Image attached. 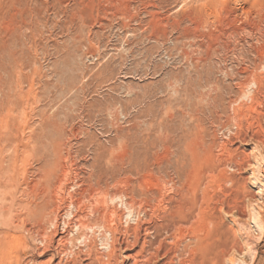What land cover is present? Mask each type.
Here are the masks:
<instances>
[{
	"label": "rangeland",
	"instance_id": "rangeland-1",
	"mask_svg": "<svg viewBox=\"0 0 264 264\" xmlns=\"http://www.w3.org/2000/svg\"><path fill=\"white\" fill-rule=\"evenodd\" d=\"M251 2L0 0V192L6 193L0 194V264L113 262L101 259L100 252H107L103 230H82L80 236L89 239L79 240L78 233L69 232L71 216H63L71 201L74 213L79 206L85 210L84 224L112 222L102 217L104 209H87L95 202L98 180L104 190L106 182L112 190L128 187L136 212L148 213L142 214L146 221L137 235L133 219L131 224L124 219L128 227L122 220L124 228L119 222L110 264H264V145L251 137L259 125L264 135V96L250 120L253 127L240 110L248 102L241 96L242 69L264 76V64L257 69L253 37L240 32L242 25L258 21L264 5L259 0L250 9ZM229 102L235 108L229 109ZM239 125H245L244 142L232 139ZM248 156L249 163L242 164ZM13 164L26 174L13 176ZM150 174L167 184L161 183L165 193L145 183L153 179ZM116 205L109 206L123 213ZM61 236L68 241L59 242Z\"/></svg>",
	"mask_w": 264,
	"mask_h": 264
},
{
	"label": "bare ground",
	"instance_id": "bare-ground-1",
	"mask_svg": "<svg viewBox=\"0 0 264 264\" xmlns=\"http://www.w3.org/2000/svg\"><path fill=\"white\" fill-rule=\"evenodd\" d=\"M253 2H251L250 3V9H255L258 5H257V2H259V0H252ZM261 3V2H260ZM9 5V4H8ZM262 5V8H261V10L258 12V14H257V16H258V18H257V22L255 21L254 23H251L250 22V24H244V25H242L241 26V28H240V32H249V34L251 35V37H253V40L255 41V45H254V49H255V53H257L258 54V59H257V61L256 62H258V67H257V69L262 65V64H264V5L263 4H261ZM244 7V6H243ZM244 9V8H243ZM250 9H248L249 11H250ZM248 10H246V11H248ZM248 11V12H249ZM252 11V10H251ZM254 11V10H253ZM247 13V12H246ZM250 13V12H249ZM228 15V14H227ZM235 17V16H234ZM250 17V16H249ZM244 18V17H243ZM245 19H246V16H245ZM248 21V20H247ZM250 21V20H249ZM228 28V27H227ZM234 30V29H233ZM237 30H238V28H237ZM235 31H236V29H235ZM239 31V30H238ZM233 34V33H232ZM243 34V33H242ZM242 36V35H241ZM245 37V36H244ZM243 37V38H244ZM244 40V39H243ZM242 40V41H243ZM246 40V39H245ZM248 40V39H247ZM245 44V43H244ZM242 49V48H241ZM253 49V48H252ZM234 50V49H233ZM243 50H245V49H243ZM210 52V51H209ZM236 53V52H235ZM244 55V54H243ZM246 57V56H245ZM205 59V58H204ZM191 61V60H190ZM196 61V60H195ZM227 61V60H226ZM237 61V60H236ZM243 64V63H242ZM252 70V69H251ZM227 75V74H226ZM241 75L242 76H244L245 77V80L244 81H242V84L240 85L241 86V96H243V98L244 99H246L247 101V103H245V104H243L242 105V108H240V110H243V111H245V113L247 114L246 116L249 118L248 119V121H249V127H253V124H252V122L250 121V120H252V115H253V113H255L256 112V110H257V108L261 105V101H262V99H263V96H264V76H262V75H260V74H258V73H256V71H252V72H250L249 71V68L247 69V67L246 68H243L242 69V72H241ZM234 77V76H233ZM235 78V77H234ZM227 88V87H226ZM208 90V89H207ZM234 103L233 102H229V104H228V106H229V109H231V107H233L234 105H233ZM234 108H235V106H234ZM238 108V107H237ZM191 110V109H190ZM204 110V109H203ZM233 110V109H232ZM237 110V109H236ZM25 111V110H24ZM259 111V110H258ZM234 112V111H233ZM238 112V111H237ZM172 113V112H171ZM187 113V112H186ZM222 113V112H221ZM242 113H244V112H242ZM263 113V112H262ZM234 114V113H233ZM236 115V114H235ZM243 115V114H242ZM26 116V115H25ZM219 116V115H218ZM241 116V115H240ZM20 117V116H19ZM237 117V116H236ZM261 117V116H260ZM263 117H264V115H263ZM25 118V117H24ZM233 118H235L234 116H233ZM243 117H241V119H242ZM245 118V117H244ZM46 119V118H45ZM188 119V118H187ZM24 120V119H23ZM239 119L237 118V121H238ZM247 120V119H246ZM228 121V120H227ZM236 121V122H237ZM240 121V120H239ZM24 122V121H23ZM22 122V123H23ZM52 123V122H51ZM26 124V123H25ZM226 125V124H225ZM256 125H258V124H256ZM6 126V125H5ZM17 127V126H16ZM235 127H237V126H235ZM234 127V128H235ZM244 127H245V125L243 126V125H239L237 128L239 129L238 130V132L235 134V137L234 138H232L234 141H238V140H241V141H245V136L243 137V133H242V131H243V129H244ZM256 127V126H255ZM6 128V127H5ZM259 128H260V131H262V126L261 125H259ZM33 129V128H32ZM218 129V128H217ZM227 129V128H226ZM236 129V128H235ZM255 128H253V131H252V135H251V137H252V140H254V141H256L258 144H260V145H264V135L262 134V132H256L255 130H254ZM4 130V129H3ZM225 130V129H224ZM223 131V130H222ZM225 132V131H224ZM231 132H232V130H231ZM185 133V132H184ZM183 134V133H182ZM17 135V134H16ZM212 135V134H211ZM225 135V134H224ZM212 136H214V135H212ZM231 137V136H230ZM226 138V137H225ZM229 139V138H228ZM28 140V139H27ZM222 142V141H221ZM224 142V141H223ZM203 143H205V142H203ZM225 143V142H224ZM242 143V142H241ZM256 143V144H257ZM218 145V144H217ZM259 145V146H260ZM58 146V145H57ZM213 146V145H212ZM215 146V145H214ZM56 147V146H55ZM202 148V147H201ZM220 147L218 146V149H219ZM221 149V148H220ZM209 151V150H208ZM212 151V150H211ZM210 151V153H212ZM26 152V151H25ZM216 152H218V151H216ZM213 154V153H212ZM16 155V154H15ZM210 156L212 157V155L210 154ZM199 156H197V158H198ZM251 157V156H250ZM23 159H25V158H23ZM208 159V158H207ZM249 161H250V158H249V156L245 159V161L242 163V164H248L249 163ZM13 162V161H12ZM26 163V162H25ZM180 163V162H179ZM216 164H217V162H216ZM25 165V164H24ZM23 164H22V166H24ZM15 166V167H14ZM16 166L18 167L19 166V164H13V170H14V175L13 176H15L16 174H20V172H18L17 173V171H15V169H16ZM52 166V165H51ZM224 166H226V165H224ZM243 166V165H242ZM123 167V166H122ZM138 167V166H137ZM15 168V169H14ZM24 168V167H23ZM76 168V167H75ZM134 168V167H133ZM139 168V167H138ZM137 168V169H138ZM184 168V167H183ZM221 168V167H220ZM220 168L218 167V169L220 170ZM226 169L228 168V167H225ZM234 168V167H233ZM121 169V168H120ZM18 170H19V167H18ZM24 170V169H23ZM132 170V169H131ZM195 170H197V169H195ZM236 170V169H235ZM240 170V169H239ZM50 171V170H49ZM136 171H138V170H136ZM198 171V170H197ZM222 171V170H221ZM22 172V171H21ZM66 172V171H65ZM225 172H227V170L225 171ZM243 172V171H242ZM5 173V172H4ZM7 173V172H6ZM37 173V172H36ZM63 173V172H62ZM70 173V172H69ZM24 174H26L25 172L22 174V175H24ZM125 174V173H124ZM139 174H141V173H139ZM152 174V173H151ZM150 174V175H151ZM21 175V174H20ZM21 175V176H22ZM41 175H42V173H41ZM66 175V174H65ZM143 175V174H142ZM141 175V176H142ZM19 175H17L16 177H18ZM34 176V175H33ZM9 177V176H8ZM20 177V176H19ZM23 177V176H22ZM37 177V176H36ZM39 177V176H38ZM62 177V176H61ZM140 177V176H139ZM142 177H147V176H142ZM141 177V178H142ZM196 177V176H195ZM1 178H3L2 176H1ZM11 178H12V176H11ZM11 178H10V180H11ZM68 178V177H67ZM149 178H150V176L147 178L148 179V182L147 181H145L144 179V181H145V183H148L149 185H150V188H152V189H154V188H156L155 190L157 191V188L159 189V192H162V190H163V187H162V190H161V183H163V182H161L160 183V179L159 180H156V178H154V176L152 177V175H151V178H153V179H150L149 180ZM14 180H15V178H13ZM63 179V178H62ZM155 179V180H154ZM164 178H162V180H163ZM21 180V179H20ZM67 180V179H66ZM120 180V179H119ZM125 180H126V177H125ZM132 180V179H131ZM134 180V179H133ZM139 181L138 182H140V179H138ZM12 182H14L13 180H11ZM24 181V180H23ZM108 181V180H107ZM118 181V180H117ZM122 181V180H121ZM124 181V180H123ZM144 181H143V183H144ZM163 181H167V180H163ZM169 181V180H168ZM197 181H199V180H197ZM17 182V181H16ZM20 182V181H19ZM39 182V181H38ZM131 182V181H130ZM170 182V181H169ZM168 182V183H169ZM18 183V182H17ZM44 183V182H43ZM119 183H121L120 181L116 184L117 186H118V184ZM127 183V182H126ZM126 183L124 182V183H122L124 186L126 185ZM133 183H134V181H133ZM144 183V184H145ZM170 183H172V181L170 182ZM175 183V182H174ZM1 184H3L4 185V183L1 181ZM13 184H16L15 182L13 183ZM18 184H20V183H18ZM64 184V183H63ZM94 184H96V183H94ZM137 184V183H136ZM140 184H142V183H140ZM163 184H166V183H163ZM173 184V183H172ZM172 184H171V186H172ZM198 184V183H197ZM111 185V184H110ZM110 185H109V183H105L104 184V186L106 187L105 188V190H104V188H101L102 187V181L101 180H98V183H97V188H99L98 190H94V191H97V192H95V202L93 203V204H91V206H88L89 208H87L89 211H93V208H94V206L97 208V209H99V207L101 208V209H104L103 211V213L104 214H102V217L104 216V217H106L107 218V216H108V218H110L111 220H112V222L111 223H109V221L108 222H106V223H104V224H100V222L99 223H93L92 222V224L94 225V226H89V225H86V224H84L85 222H82V219H84V218H82V214H83V212L85 211V210H83L80 206L79 207H77L76 208V212L74 213V211H72V209H73V207H75V203L73 204V202L71 203V201L69 202V204H67L66 205V209H65V211H64V214H63V216H65V217H67V216H71V219H72V221H69L68 222V229H69V232H72V233H74V232H76V233H78L79 234V232L80 231H82V230H85V229H91V228H96V229H101V230H103L104 232H103V242L104 243H102L103 244V248L105 249V250H107V252H106V254L105 255H103V252H100L101 253V256H102V258L101 259H103L104 260V258H106V259H108L109 261H113L114 262V260L113 259H116V252H117V248H118V245H119V235L121 234L120 232H121V230H120V225H119V222H120V224H121V227H123L122 226V223L124 224V222H125V220L124 219H126L127 221H129V220H134L135 222H136V224H137V226H136V224H135V227L136 228H132L133 230L135 229V234L137 235V233H139L138 231L139 230H141V228L143 227V224H144V220H145V218L147 217V215H148V213H146L145 211H144V213H140V211L139 212H136V210H137V208H136V197L134 198V196H131L128 192H129V189H128V187H127V190H119L120 188H119V186H118V188L117 187H115V188H117L118 190H116V189H114V190H112V188L110 187ZM115 185V186H116ZM146 185V184H145ZM144 185V186H145ZM167 185V184H166ZM165 185V186H166ZM18 186H20V185H17V187ZM93 186V184L91 185V187ZM123 186V187H124ZM127 186H130V185H127ZM147 186V185H146ZM152 186V187H151ZM164 186V187H165ZM168 186H169V184H168ZM167 186V187H168ZM3 187V186H2ZM4 187H6V186H4ZM30 187V186H29ZM123 187H122V189H123ZM143 187V186H142ZM154 187V188H153ZM7 188V187H6ZM6 188H4V189H6ZM19 188V187H18ZM17 188V189H18ZM24 188V187H23ZM93 188H94V186H93ZM135 188V187H134ZM171 188V187H170ZM174 188V187H173ZM173 188H171V190L173 189ZM0 189H2V188H0ZM30 189V188H29ZM130 189H132V187L130 188ZM146 189H148V188H146ZM151 189V190H152ZM175 189V188H174ZM173 189V190H174ZM196 189V188H195ZM61 190V189H60ZM67 190V189H66ZM134 190V189H133ZM161 190V191H160ZM165 190H166V188H165ZM170 189L168 188V190L167 191H169ZM5 191V190H4ZM4 191L2 192V193H4ZM9 191V190H8ZM22 191V190H21ZM20 191V192H21ZM49 191V190H48ZM131 191V190H130ZM146 192L148 191L149 192V190H145ZM164 191V190H163ZM192 191H193V189H192ZM196 191V190H195ZM0 192V194H2ZM28 192V191H27ZM26 192V193H27ZM145 192V193H146ZM154 192V191H153ZM152 192V193H153ZM8 193V192H7ZM151 193V194H152ZM158 193V192H157ZM164 193H165V191H164ZM164 193H163V197L162 198H166V197H168V195H165L164 196ZM169 193V192H168ZM167 193V194H168ZM171 193V192H170ZM177 193H178V191H177ZM192 193V192H191ZM4 194H6V193H4ZM35 194V193H34ZM82 194V193H81ZM85 194V193H84ZM160 194L161 193H159V196H160ZM179 194V193H178ZM241 194V193H240ZM132 195H134L133 193H132ZM162 195V194H161ZM193 195V194H192ZM30 196V195H29ZM28 196V197H29ZM72 196V195H71ZM142 196V195H141ZM153 196V195H152ZM184 196V195H183ZM196 196V195H195ZM1 195H0V200H1ZM6 197V196H5ZM66 197H68V196H66ZM65 197V198H66ZM90 197V196H89ZM93 197V198H94ZM147 197V196H146ZM154 197H155V195H154ZM154 197H153V199L152 200H156V199H154ZM161 197V196H160ZM160 197H157V198H160ZM180 197V196H179ZM72 198V197H71ZM145 198V197H144ZM147 198H149V197H147ZM147 198H146V200H147ZM174 198V197H173ZM200 198V197H199ZM210 198H211V196H210ZM239 197H237V199H238ZM53 199V198H52ZM83 199V198H82ZM86 199V198H85ZM172 199V198H171ZM175 199V198H174ZM177 200H178V198H176ZM174 200V201H177V200ZM190 199H191V197H190ZM197 199H198V197H197ZM201 199H205L204 198V196H203V198H201ZM197 200L198 201V203H199V201H206V200ZM220 199V198H219ZM236 199V198H235ZM240 199V198H239ZM238 199V200H239ZM61 200V199H60ZM145 200V199H144ZM143 200V201H144ZM169 200H170V197H169ZM193 199H191V201H192ZM210 200H212V199H210ZM214 200V199H213ZM217 200V199H216ZM238 200H235L234 201V204L233 205H235V202L236 201H238ZM241 200V199H240ZM7 201V200H6ZM5 201V202H6ZM75 201V200H74ZM78 201V200H77ZM88 201H89V199H88ZM158 202H161L162 200H161V198L159 199V200H157ZM157 201H154L155 202V204H156V202ZM180 201V200H179ZM178 201V202H179ZM209 201V200H208ZM5 202H3V203H5ZM10 202V201H9ZM60 202V201H59ZM91 202V201H90ZM149 202L151 203V201L149 200ZM153 202V201H152ZM157 202V203H158ZM167 202H168V199H167ZM167 202H165V203H167ZM177 202V204L176 205H178L179 203ZM207 202V201H206ZM210 202V201H209ZM219 202V201H218ZM7 203V202H6ZM5 203V204H6ZM82 203V202H81ZM81 203L80 204H76L77 206L78 205H81ZM84 203V202H83ZM141 203V202H140ZM139 203V204H140ZM143 203V202H142ZM141 203V204H142ZM145 203H146V201H145ZM148 203V202H147ZM161 203H164L163 201L161 202ZM201 203V202H200ZM215 203H216V201H215ZM214 203V201H213V204H215ZM24 204V203H23ZM50 204V203H49ZM61 204V203H60ZM116 204H118L121 208H123L122 210H124L123 211V213H120L119 211H117L116 209H115V207H114V209H112L113 207H111L110 208V206L109 205H112V206H115ZM140 204V205H141ZM149 204V203H148ZM147 204V205H148ZM154 204V205H155ZM169 204V203H168ZM174 204H175V202H174ZM184 204V203H183ZM204 204V203H203ZM209 204V203H208ZM222 204V203H221ZM239 202L237 203V205H235L236 207L238 206V208H239V205L241 206V203L239 204ZM1 205V204H0ZM55 205V204H54ZM94 205V206H93ZM152 205H153V203H152ZM153 205V206H154ZM158 206V209H159V207H160V203H158L157 204ZM161 205H163V204H161ZM165 206H166V204H164ZM163 205V206H164ZM172 204H170L169 206H171ZM219 204L217 203V205L215 204V206H218ZM232 205V206H233ZM1 206H3V205H1ZM117 206V205H116ZM151 206V205H150ZM152 206V207H153ZM156 206V205H155ZM168 205H167V207H169ZM180 206H182L181 204H180ZM180 206H178V207H180ZM185 206V205H184ZM202 206V205H201ZM205 206H206V204H205ZM210 208H212L213 206H212V204L210 203V205H208ZM229 206H230V204H229ZM5 207H6V205H5ZM16 207V206H15ZM93 207V208H92ZM162 207V206H161ZM166 207V208H167ZM177 207V208H178ZM183 207V206H182ZM187 207V206H186ZM196 207V206H195ZM198 207V206H197ZM204 207V206H203ZM208 207V208H209ZM220 207V206H219ZM231 207V206H230ZM1 208V207H0ZM11 207H10V205H9V208H7V209H10ZM12 208H13V205H12ZM63 208V207H62ZM117 208V207H116ZM121 208H120V210H121ZM149 208V207H148ZM164 208L165 207H163V210H164ZM189 208H191V206L189 205ZM202 208V207H201ZM205 209H206V207H204ZM218 207H216V209H217ZM227 208H229L228 206H227ZM6 209V208H5ZM60 209V208H59ZM85 209V208H84ZM86 209V210H87ZM95 209V208H94ZM150 209V208H149ZM156 209V208H155ZM155 209H154V211H155ZM162 209V208H161ZM172 210H173V208H171ZM198 209V208H197ZM196 209V213H197V210ZM200 209V208H199ZM203 209V208H202ZM201 209V210H202ZM213 209V208H212ZM215 209V208H214ZM213 209V212L216 210H214ZM225 209V208H224ZM234 209V208H233ZM232 208L230 209V210H233ZM3 210H4V208H3ZM24 210V209H23ZM121 210V211H122ZM166 210H168V213H169V209L167 208V209H165V211ZM176 210V209H175ZM178 210H180V208L178 209ZM186 210H188V208L186 209ZM190 210V209H189ZM188 210V211H189ZM192 210H193V208H192ZM191 210V211H192ZM204 210V209H203ZM208 210H211V209H208ZM207 210V211H208ZM220 210V209H219ZM236 210V209H235ZM1 211V210H0ZM11 211V210H10ZM153 211V212H154ZM159 211H162V210H159ZM200 211V210H199ZM198 211V212H199ZM206 211V210H205ZM204 211V212H205ZM225 211V210H224ZM239 211H241L240 209H239ZM238 211V212H239ZM7 212V211H6ZM143 212V211H142ZM147 212H149V210L147 211ZM157 211H155V213H156ZM167 212V211H166ZM173 212H174V210H173ZM182 212V211H181ZM187 212V211H186ZM216 213H218L217 211H215ZM237 212V213H238ZM1 213V212H0ZM158 213H160V212H158ZM171 213H172V211H171ZM182 213H184V212H182ZM181 213V214H182ZM189 213V212H188ZM194 213H195V211H194ZM200 213V212H199ZM199 213H197V214H199ZM202 213V212H201ZM215 213V214H216ZM221 213H223L222 211H221ZM236 213V214H237ZM241 213H243V212H240V215H241ZM14 214V213H13ZM47 214H48V212H47ZM52 214V213H51ZM99 214V213H98ZM142 214H143V216L145 217L144 219L141 217L142 216ZM149 214H151V213H149ZM163 214V213H162ZM174 214V213H173ZM172 214V215H173ZM177 214V213H176ZM175 214V215H176ZM179 214V213H178ZM190 214V213H189ZM188 214V215H189ZM192 214V213H191ZM197 214H193V215H197ZM203 214V213H202ZM202 214H200L201 215V218H202V216H204V215H206V214H208V213H206V214H204V215H202ZM210 214H214V213H210ZM219 214V213H218ZM61 215V214H60ZM184 215V214H183ZM183 215H177L178 216V218H180L181 216H183ZM192 215V216H193ZM0 216H3V215H0ZM48 216V215H47ZM47 216L45 217L44 216V218L46 219L47 218ZM90 216V215H89ZM158 215H157V213H156V216L155 217H157ZM166 216H167V213H166ZM165 216V217H166ZM168 216H170V215H168ZM24 217V216H23ZM54 218V216H52L51 215V218ZM59 217V216H58ZM85 217V216H84ZM88 217V216H87ZM149 217H150V215H149ZM159 217V216H158ZM160 217H162V216H160ZM172 217V216H171ZM190 217V216H189ZM188 217V218H189ZM238 217V216H237ZM57 218V217H56ZM68 218V217H67ZM86 218V217H85ZM154 218V217H153ZM153 218H152V220H153ZM175 218H177V217H174V219ZM177 218V219H178ZM184 218V217H183ZM186 218V217H185ZM193 218L195 219V217L193 216ZM197 218V217H196ZM200 218V219H201ZM204 218V217H203ZM23 219V218H22ZM87 219V218H86ZM109 219V220H110ZM154 219H156V218H154ZM162 219H163V217H162ZM168 219H169V217H168ZM171 219V218H170ZM190 219V218H189ZM26 220H28V219H26ZM25 220V221H26ZM69 220V219H68ZM97 220V219H96ZM122 220H124V222H122ZM151 220V221H152ZM160 220V219H159ZM166 220V219H165ZM180 219H178V221H179ZM183 219H181L180 221L183 223V221H182ZM191 220V219H190ZM205 220V219H204ZM29 221V220H28ZM64 221H66V219L64 220ZM101 221V220H100ZM146 221V220H145ZM157 221V220H156ZM155 221V222H156ZM162 221V220H161ZM161 221H159V224H160V222ZM167 221V220H166ZM170 221H175V220H170ZM192 221V220H191ZM194 221H196V220H194ZM202 221V220H201ZM23 222V221H22ZM63 222V221H62ZM122 222V223H121ZM130 222V221H129ZM150 222V221H149ZM154 222V221H153ZM158 222V221H157ZM163 222V221H162ZM185 223H186V219H185V221H184ZM189 222V221H188ZM10 223H11V221H10ZM29 223V222H28ZM52 223V222H51ZM50 223V224H51ZM55 223V222H54ZM58 223V222H57ZM132 222H130V224H131ZM151 223V222H150ZM166 223H168V222H166ZM181 223V224H182ZM195 223V222H194ZM53 224V223H52ZM51 224V225H52ZM62 224V223H61ZM125 224H126V226L128 225L126 222H125ZM130 224H129V226H130ZM155 224H157V223H155ZM164 223H162V225H163ZM177 224V223H176ZM34 225V224H33ZM67 225V224H66ZM145 225H147V224H145ZM164 225H166V224H164ZM172 225H173V223H172ZM184 225V223L182 224V226ZM187 225V224H186ZM188 225H189V223H188ZM186 226V227H188L189 228V226ZM193 225V224H192ZM202 225V224H201ZM64 226V225H63ZM148 226V225H147ZM169 226V225H168ZM174 226H176V225H174ZM177 226H179L178 224H177ZM181 226V225H180ZM29 227V226H28ZM31 227V226H30ZM55 227V226H54ZM128 227V226H127ZM155 227H162L161 225L159 226H155ZM164 227V226H163ZM214 227V226H213ZM57 228V227H56ZM124 228V227H123ZM122 228V229H123ZM153 228V227H152ZM211 228V227H210ZM227 228V227H226ZM143 229V228H142ZM157 229V228H156ZM171 229V228H170ZM173 229V231H174V228H172ZM180 229V228H179ZM185 229V228H184ZM192 229V228H191ZM233 229V228H232ZM62 230H64V229H62ZM146 230V231H145ZM145 230H144V232L146 233L147 232V234H148V232L150 231V228H147L146 229V226H145ZM169 230V229H168ZM167 230V231H168ZM175 230H176V228H175ZM185 230H187V228L185 229ZM190 230V229H189ZM189 230H187V232H189ZM56 231H57V229H56ZM96 231V230H95ZM128 231H130V228H129V230ZM156 231V230H155ZM157 231H159L158 229H157ZM173 231H171V233L173 232ZM181 231H183V228H182V230H180V232L179 233H181V235L183 234V233H186V232H181ZM45 232V231H44ZM63 232V231H62ZM83 232V231H82ZM98 232V231H97ZM123 232V234L126 232V234L128 233L127 232V230L124 232V230L122 231ZM141 232V231H140ZM152 232V231H151ZM160 232V231H159ZM165 232H166V230H165ZM178 232H177V234H178ZM198 232V231H197ZM43 233V232H42ZM64 233V232H63ZM65 233H68V232H65ZM95 233V232H94ZM163 233V232H162ZM169 233V232H168ZM54 234H56V233H54ZM75 234V233H74ZM80 234H81V232H80ZM80 234H79V236H80ZM101 234V233H100ZM146 234V235H147ZM149 234L151 235V233L149 232ZM153 234V233H152ZM46 235V234H45ZM68 235V234H67ZM85 235H87V234H85ZM85 235H81L78 239L79 240H81V239H83L84 237L86 238V236ZM159 235H160V233H159ZM162 235H164V234H162ZM166 235V234H165ZM56 236V235H55ZM88 236L89 235H87V238H88ZM140 236L141 235H139L138 237L140 238ZM148 236V235H147ZM147 236H146V238H147ZM167 236V235H166ZM187 236V235H186ZM40 237V236H39ZM38 237V238H39ZM58 237V236H57ZM123 237V236H122ZM128 237V236H127ZM135 237V236H134ZM159 237V236H158ZM171 237H173V235L171 236ZM177 237H179V235L177 236ZM176 237V238H177ZM183 237V236H182ZM195 236L193 235V238H194ZM84 238V239H85ZM136 238V237H135ZM138 238V239H139ZM164 238V237H163ZM163 238H160V239H163ZM185 238V237H184ZM183 238V239H184ZM187 238H188V236H187ZM189 238H191V237H189ZM11 239V238H10ZM55 239H56V237H55ZM89 239V238H88ZM95 239H97V238H95ZM145 239V238H144ZM148 240H149V238H147ZM157 239V238H156ZM166 239V238H165ZM172 239V238H171ZM173 239H174V237H173ZM181 239V238H180ZM197 239V238H196ZM196 239L194 238V239H192V241L194 240V242L196 241ZM58 240V239H57ZM68 241V239L66 238V237H60L59 238V242H65V241ZM148 240H146L145 239V241H146V243H147V241ZM153 240V239H152ZM176 240H179V238L178 239H176ZM184 240H186V239H184ZM199 240V239H198ZM197 240V241H198ZM42 241V240H41ZM84 241V240H83ZM83 241H82V243H83ZM88 241H90V240H88ZM136 241V240H135ZM144 241V242H145ZM150 242H151V240H149ZM159 241H161V240H159ZM164 241V240H163ZM196 241V242H197ZM125 242H126V240H125ZM138 242V241H137ZM158 242V241H157ZM165 242V241H164ZM171 242V241H170ZM169 242V243H170ZM175 242V241H174ZM177 243H179L178 241H176ZM186 242V241H185ZM87 243V242H86ZM131 244V242H128V244ZM163 243V242H162ZM172 243V242H171ZM182 243V242H181ZM235 243H237V242H235ZM22 244V243H21ZM58 244V243H57ZM60 244V243H59ZM127 244V243H126ZM129 244V245H130ZM133 244V243H132ZM135 244H136V242H135ZM148 244H149V242H148ZM151 244V243H150ZM183 244V243H182ZM201 243H199L198 245H200ZM25 245V244H24ZM144 245H146V244H144ZM152 245V244H151ZM160 245V244H159ZM197 245V244H196ZM206 245V247H207V244H204V246ZM234 245V244H233ZM59 246H61V245H59ZM143 246V245H142ZM149 246V245H148ZM201 246V245H200ZM199 246V247H200ZM202 246H203V244H202ZM48 247H50L49 245H48ZM52 247V246H51ZM62 247V246H61ZM60 247V248H61ZM84 247V246H83ZM86 247V246H85ZM91 247V246H90ZM131 247H133V246H131ZM151 247V246H150ZM180 247V246H179ZM178 247V248H179ZM234 247V246H233ZM59 248V249H60ZM64 248V247H63ZM66 248V247H65ZM64 248V249H65ZM68 248V247H67ZM66 248V249H67ZM142 248H144V246L142 247ZM162 248V247H161ZM205 248V247H204ZM235 249L236 248H239L238 247V244H236L235 245V247H234ZM45 249V248H44ZM62 249V248H61ZM60 249V250H61ZM70 250H71V248H69ZM87 249V248H86ZM89 249V248H88ZM126 249H127V247H126ZM163 249V248H162ZM209 249V248H208ZM230 249V248H229ZM93 250V249H92ZM121 250V249H120ZM161 250V249H160ZM204 250H206V249H204ZM203 250V251H204ZM233 249H231V251H232ZM240 250V249H239ZM147 251V250H146ZM198 251V250H197ZM223 251H225V248L223 249ZM229 251V250H228ZM63 252V251H62ZM65 252V251H64ZM66 252H68L67 250H66ZM79 252V251H78ZM87 252V251H86ZM85 252V250H84V253H86ZM88 252H89V250H88ZM124 252V251H123ZM154 252H155V250H154ZM167 252V251H166ZM72 253H74V252H72ZM91 253V252H90ZM100 253H97V254H100ZM156 253H157V251H156ZM156 253H155V255H156ZM159 253V252H158ZM158 253H157V255H158ZM222 254H223V252H221ZM221 253H220V257H221ZM224 253H227V252H224ZM87 254V253H86ZM152 254V253H151ZM178 254V253H177ZM203 254H206V253H203ZM202 254V255H203ZM62 255V254H61ZM63 255H65V253L63 254ZM73 255L74 254H72V256L70 257L71 259H72V257H73ZM91 255V254H90ZM167 255H169V254H167ZM166 255V256H167ZM69 256V255H68ZM80 256V255H79ZM100 256V257H101ZM151 256V255H150ZM159 256V255H158ZM157 256V257H158ZM209 256V255H208ZM222 256H226V254L225 255H222ZM61 257H63V256H61ZM65 257V256H64ZM99 257V256H98ZM104 257V258H103ZM75 258V261L76 260H78V259H76L77 258V256L76 257H73V259ZM133 258V257H132ZM161 258H163V257H161ZM226 258H227V256H226ZM226 258H223V259H226ZM64 259V258H63ZM65 259H67L66 257H65ZM99 259V258H98ZM99 260V261H102V262H104L103 260ZM117 259H118V257H117ZM134 259H135V256H134ZM138 259L140 260V258H139V255H138ZM137 259V257H136V259L134 260V261H136V260H138ZM129 260H131V259H129ZM133 260V259H132ZM131 260V261H132ZM138 260V261H139ZM61 261H62V259L60 260V264H61ZM70 261V260H69ZM137 261V262H138ZM156 261V260H155ZM67 262H68V260H67ZM66 262V263H67ZM108 262V261H107ZM113 262H110V263H113ZM140 262V261H139ZM144 262V261H143ZM44 263V262H43ZM59 263V262H58ZM64 263H65V261H64ZM70 263H72V262H70ZM73 263L75 264V262H74V260H73ZM90 263V262H89ZM100 263V262H99ZM109 263V262H108ZM107 263V264H108ZM109 263V264H110ZM134 263V262H133ZM141 264H142V261L140 262ZM139 263V264H140ZM146 263V262H145ZM117 264V263H116ZM137 264V263H136ZM144 264V263H143ZM169 264V263H168ZM173 264V263H172ZM186 264V263H185ZM225 264V263H224Z\"/></svg>",
	"mask_w": 264,
	"mask_h": 264
}]
</instances>
